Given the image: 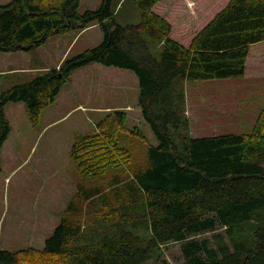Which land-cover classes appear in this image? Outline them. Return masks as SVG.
<instances>
[{
  "label": "trees",
  "instance_id": "trees-1",
  "mask_svg": "<svg viewBox=\"0 0 264 264\" xmlns=\"http://www.w3.org/2000/svg\"><path fill=\"white\" fill-rule=\"evenodd\" d=\"M131 1L140 18L126 24L116 22L113 0L82 12L80 0L0 4L2 52L27 51L92 23L103 31L97 45L0 90V149L11 130L7 103L23 101L36 124L72 71L91 62L136 74L138 105L156 138L146 145L147 164L123 185L137 202L138 221L123 213L110 230L71 244L81 237V226L64 216L40 249H0V264H65L66 258L72 264H150L162 246L175 242L182 264H264V109L249 134L192 137L183 86L244 75L249 46L264 40V0ZM125 118V111L116 110L111 132L103 130L107 119L101 120L72 143L69 155L79 173L100 174L127 156L115 142L117 131H128ZM82 193L79 186L74 197ZM73 204L72 197L66 210ZM208 232L210 237L202 236Z\"/></svg>",
  "mask_w": 264,
  "mask_h": 264
},
{
  "label": "rangeland",
  "instance_id": "rangeland-1",
  "mask_svg": "<svg viewBox=\"0 0 264 264\" xmlns=\"http://www.w3.org/2000/svg\"><path fill=\"white\" fill-rule=\"evenodd\" d=\"M100 2L80 0L79 11L96 8ZM113 8L117 23L139 21L140 10L131 0H113ZM102 36L101 26L92 23L79 31L54 34L27 51H0V90L97 45ZM246 66L239 77L184 81L190 136L253 131L264 109V40L249 46ZM116 110L126 113L128 131H117L115 142L128 150L127 156H119L100 174L82 175L69 155L72 143L96 130L101 120L107 119L103 130L111 132ZM4 113L11 130L0 149V249L30 245L40 249L64 216L81 226V237L71 244L90 232L110 230L112 221L123 213L138 221L137 202L131 201L123 185L136 168L147 164L146 145H155L156 138L142 117L132 70L88 63L72 71L36 124L29 121L23 101L7 103ZM79 186L82 196L74 197ZM85 192L92 196L83 198ZM72 197L74 204L66 210ZM179 246V242L162 246L158 259L149 263L182 264ZM56 264L63 261L57 259ZM65 264L72 260L66 258Z\"/></svg>",
  "mask_w": 264,
  "mask_h": 264
},
{
  "label": "crops",
  "instance_id": "crops-1",
  "mask_svg": "<svg viewBox=\"0 0 264 264\" xmlns=\"http://www.w3.org/2000/svg\"><path fill=\"white\" fill-rule=\"evenodd\" d=\"M246 61H247V58H246ZM246 68H247V66H246ZM246 68H245V73H246ZM40 117V116H39ZM31 246V245H30Z\"/></svg>",
  "mask_w": 264,
  "mask_h": 264
}]
</instances>
